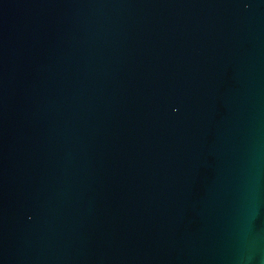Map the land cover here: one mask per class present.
Masks as SVG:
<instances>
[{
  "label": "water",
  "instance_id": "1",
  "mask_svg": "<svg viewBox=\"0 0 264 264\" xmlns=\"http://www.w3.org/2000/svg\"><path fill=\"white\" fill-rule=\"evenodd\" d=\"M0 264H264V0H0Z\"/></svg>",
  "mask_w": 264,
  "mask_h": 264
}]
</instances>
